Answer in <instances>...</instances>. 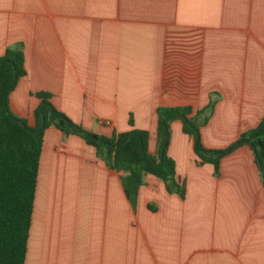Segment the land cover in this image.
Segmentation results:
<instances>
[{"label":"crops","instance_id":"crops-1","mask_svg":"<svg viewBox=\"0 0 264 264\" xmlns=\"http://www.w3.org/2000/svg\"><path fill=\"white\" fill-rule=\"evenodd\" d=\"M16 44L26 76L8 108L30 128L36 93L93 134L126 133L131 118L150 155L158 108L205 110L197 121L211 150L264 119V0H0V57ZM167 155L184 199L146 175L132 208L122 173L49 126L24 264H264V186L250 148L222 157L214 177L174 120Z\"/></svg>","mask_w":264,"mask_h":264},{"label":"trees","instance_id":"trees-1","mask_svg":"<svg viewBox=\"0 0 264 264\" xmlns=\"http://www.w3.org/2000/svg\"><path fill=\"white\" fill-rule=\"evenodd\" d=\"M26 76L21 44L5 50L0 57V264H24L36 191L37 173L44 131L53 126L64 135H76L95 151V157L112 171L123 174L121 184L127 201L135 208L144 177L150 175L163 182L166 192L184 199V185L176 178L174 161L167 155L170 123L178 120L181 131L192 138L197 165L209 164L218 177L220 159L239 147L247 146L264 186V119L253 129L222 150L205 149L200 141L197 118L205 110L190 117L189 108H158L156 153L147 151L148 133L133 128L110 137L93 134L74 124L56 110L51 95L36 93L40 100L34 112L35 128L12 115L8 96L16 83ZM211 109V106L207 108ZM205 120L202 121L204 123ZM150 210L151 207H148Z\"/></svg>","mask_w":264,"mask_h":264},{"label":"built area","instance_id":"built-area-1","mask_svg":"<svg viewBox=\"0 0 264 264\" xmlns=\"http://www.w3.org/2000/svg\"><path fill=\"white\" fill-rule=\"evenodd\" d=\"M99 123H100V124H104V125H105V124H108V122H104V121H100Z\"/></svg>","mask_w":264,"mask_h":264},{"label":"rangeland","instance_id":"rangeland-1","mask_svg":"<svg viewBox=\"0 0 264 264\" xmlns=\"http://www.w3.org/2000/svg\"><path fill=\"white\" fill-rule=\"evenodd\" d=\"M129 121V120H128ZM133 121V120H132ZM238 139V138H237Z\"/></svg>","mask_w":264,"mask_h":264}]
</instances>
